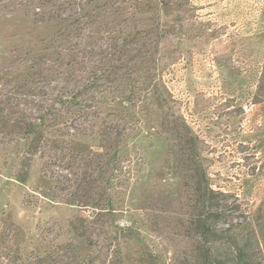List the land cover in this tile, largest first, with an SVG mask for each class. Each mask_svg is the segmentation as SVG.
Instances as JSON below:
<instances>
[{"label":"rangeland","instance_id":"1","mask_svg":"<svg viewBox=\"0 0 264 264\" xmlns=\"http://www.w3.org/2000/svg\"><path fill=\"white\" fill-rule=\"evenodd\" d=\"M111 1L0 0V210L19 230L14 241L8 231L0 239L12 247L8 264H108V252L111 264H172L190 243L177 232L183 202L171 191L180 180L165 168L168 141L155 107L143 111L139 132L126 137L127 146L104 155L101 169L75 163L70 171L47 167L44 175L48 158L28 151L41 115L27 92L42 84L49 68L56 70L63 48L53 37L69 35L81 43L77 52L87 42L122 44L124 37L137 60V31L159 27L146 68L169 88L172 111L204 139L212 183L237 192L249 212L264 199V0H171L168 7L153 0L156 13L129 21L112 14L105 6ZM167 24L169 39L160 33ZM112 52L113 47L108 67ZM11 132L14 141L3 139ZM98 144L83 138L71 148L96 150ZM114 155L122 158L106 164ZM84 171L98 177L92 187H81ZM79 216L95 218L88 237L69 226ZM20 247L40 259L25 261Z\"/></svg>","mask_w":264,"mask_h":264},{"label":"trees","instance_id":"2","mask_svg":"<svg viewBox=\"0 0 264 264\" xmlns=\"http://www.w3.org/2000/svg\"><path fill=\"white\" fill-rule=\"evenodd\" d=\"M161 3L172 6L171 0ZM105 6H110L112 14L125 16L124 21L137 14L157 12L153 0H112ZM158 28L137 31L141 37L136 41H142L138 44L142 50L137 60L129 55L130 46L124 43V37L122 44L107 43L96 47L87 42L84 47L88 48L81 52H77L81 43L69 40V35L60 39L53 37L51 42L59 41L63 48L60 59L55 61L56 70L49 68L42 84L27 92L30 105L37 106L41 115L36 128L38 134L31 138L28 151L48 158L44 175L47 167H64L70 171L75 163L84 168L95 164L101 169L105 165V154L110 157L119 145L127 146L128 135L138 134L143 111L153 112L156 108L160 111L158 127L168 141L165 168L170 174L173 170V177L180 180L176 190L171 191V197L183 202L184 212H180L182 221L177 232L190 242L188 249L175 253L172 264H264V199L254 212H249L237 192L212 183V160L208 150L203 148L204 139L185 116L172 111L169 88L162 78L156 81L157 74L146 68V57L152 54V42L156 38L153 34ZM160 33L161 37L169 39L172 28L167 24ZM112 47L115 60L108 67L106 63ZM148 102L149 107L145 106ZM24 124L28 125L25 120ZM11 133L3 139L14 141ZM83 138L97 140V149L92 145L88 151L73 150L71 146ZM106 140L109 143L102 145ZM115 155L106 164L122 158ZM54 173L55 179H60L59 173ZM92 173H82L81 187H92L97 181L98 177L93 179ZM79 189L80 186L71 194L77 195ZM94 222L95 218L79 216L70 220L69 226L78 235L88 237ZM6 231L13 236L7 238L9 241H14L19 233L13 219L0 210V239L8 237L3 236ZM11 250V245L0 242V264L9 263ZM25 250L28 252L26 247L17 248L25 261L40 259L39 255L26 254ZM106 255L107 263L111 264L110 252ZM113 264L120 262L116 259Z\"/></svg>","mask_w":264,"mask_h":264}]
</instances>
